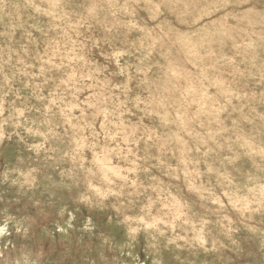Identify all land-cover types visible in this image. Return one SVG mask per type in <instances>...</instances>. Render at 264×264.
<instances>
[{"label": "rangeland", "instance_id": "rangeland-1", "mask_svg": "<svg viewBox=\"0 0 264 264\" xmlns=\"http://www.w3.org/2000/svg\"><path fill=\"white\" fill-rule=\"evenodd\" d=\"M0 264H264V0H0Z\"/></svg>", "mask_w": 264, "mask_h": 264}]
</instances>
